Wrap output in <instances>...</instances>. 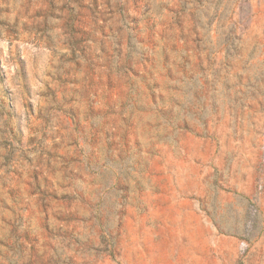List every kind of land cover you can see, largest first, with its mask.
<instances>
[{
  "label": "rangeland",
  "instance_id": "1",
  "mask_svg": "<svg viewBox=\"0 0 264 264\" xmlns=\"http://www.w3.org/2000/svg\"><path fill=\"white\" fill-rule=\"evenodd\" d=\"M0 264H264V0H0Z\"/></svg>",
  "mask_w": 264,
  "mask_h": 264
},
{
  "label": "built area",
  "instance_id": "2",
  "mask_svg": "<svg viewBox=\"0 0 264 264\" xmlns=\"http://www.w3.org/2000/svg\"><path fill=\"white\" fill-rule=\"evenodd\" d=\"M239 246H240V249L244 251L245 248H246V243H245L244 241H241V242L239 243Z\"/></svg>",
  "mask_w": 264,
  "mask_h": 264
}]
</instances>
